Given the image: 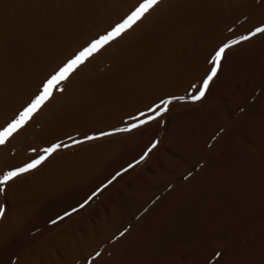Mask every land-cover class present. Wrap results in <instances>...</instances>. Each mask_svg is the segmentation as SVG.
I'll use <instances>...</instances> for the list:
<instances>
[{
    "label": "bare ground",
    "instance_id": "obj_1",
    "mask_svg": "<svg viewBox=\"0 0 264 264\" xmlns=\"http://www.w3.org/2000/svg\"><path fill=\"white\" fill-rule=\"evenodd\" d=\"M141 2L0 0V130ZM259 27L264 0H162L93 54L0 146L2 175L61 145L0 192V264H264V37L228 48L182 110ZM167 100L155 129L117 131Z\"/></svg>",
    "mask_w": 264,
    "mask_h": 264
},
{
    "label": "snow or ice",
    "instance_id": "obj_2",
    "mask_svg": "<svg viewBox=\"0 0 264 264\" xmlns=\"http://www.w3.org/2000/svg\"><path fill=\"white\" fill-rule=\"evenodd\" d=\"M162 0H142V2L131 12L121 23L117 24L107 35L102 36L97 39L90 46L86 47L80 51L73 59L69 60L63 67H61L55 74H53L43 85L40 93L34 98V100L22 111L19 113L18 118L14 119L9 123L3 130H0V146L6 144L11 137L19 130L24 128L33 116L53 97L54 93L57 91H63L62 85L70 78V76L80 68L85 62L95 53L99 52L104 46L110 42L118 39L124 33L131 30L135 25L138 24L151 10L158 6ZM258 34H264V27H259L251 33V35H246L240 39L232 40L224 46L220 47L214 57L210 60V63L213 65L209 75L206 77L202 84L201 90L197 95L193 96V101L201 100L205 92H207L209 85L213 79L217 76V73L220 69L221 60L224 57V54L228 48L233 47L234 45L240 44L243 41H248L252 37L257 36ZM161 105H157L156 108H153L151 111L157 112V109H160V112L157 115L150 117V119L141 120L139 123L131 125V127L120 128L117 131L131 132L134 129L140 128L145 124L151 122V120H156L163 112L168 111V105L172 103L171 100L162 101ZM146 115V114H141ZM115 133H103L100 137L89 136L88 140H94L103 138V136L114 135ZM82 141H75V143H81ZM61 145L56 144L51 147L42 149L43 155H40L38 158L32 160L30 163L25 164L24 166L17 168L15 170L8 171L5 174L0 175V192H3L10 184V182L19 178L20 176L27 174L36 170L41 166L46 160L49 159L55 152L60 149ZM156 145L153 144L152 148H155ZM35 151V150H33ZM151 151V148L148 150ZM145 154V158H146ZM143 159V158H142ZM141 161H138L139 163ZM83 207V205L81 206ZM4 216V208L0 206V218ZM63 219V217L61 218Z\"/></svg>",
    "mask_w": 264,
    "mask_h": 264
},
{
    "label": "rangeland",
    "instance_id": "obj_3",
    "mask_svg": "<svg viewBox=\"0 0 264 264\" xmlns=\"http://www.w3.org/2000/svg\"><path fill=\"white\" fill-rule=\"evenodd\" d=\"M55 6H57V5H55ZM262 37H264V34H259L257 37H255V39H251L250 40V42H255L256 40H258V39H260V38H262ZM221 76V75H220ZM220 76L219 77H217L216 78V81H215V83L213 84V90L214 89H216L217 87H218V83H219V80H220ZM206 100L207 99H203L202 101H201V103H200V101H197L196 102V104H193V105H191V106H187V107H184L182 110L183 111H189V109L190 110H197V109H200L203 105H205V103H206ZM200 103V104H199ZM186 108V109H185ZM180 110H177L176 112H179ZM160 123H159V119H156V120H152V122H150L148 125L150 126H148V125H143L142 127H141V129L140 128H138L137 129V131H135V133L137 132V134H141V133H145V132H148L147 130H153V129H155L158 125H159ZM150 128V129H146V128H148V127ZM152 127V128H151ZM155 127V128H154ZM144 131V132H143ZM145 154H147L146 155V158H145ZM148 153L147 152H145V153H143V155L138 159V161H141V162H139V163H136L132 168H131V170L132 171H134V173H136V171L138 172V171H143L144 169H146V168H148L149 167V165H150V163H148V161H147V159H148ZM143 158V159H142ZM137 161V162H138ZM102 195H100V196H98L96 199H94V201H92V203L90 204V206L88 207V208H85L84 210H77V211H75L74 213H72L70 216H68L69 217V219H72L73 217H76V218H80L81 216H83V215H85V213L87 214L88 212H89V208H96V207H98L99 205H100V202H101V200H102ZM96 205V206H95ZM104 209V208H103ZM83 212H84V214H83ZM99 215H100V217H98L97 218V216L95 217V219L96 220H100L101 219V216H102V213L101 212H99ZM98 215V216H99ZM67 217V218H68ZM92 223H94L93 221H92ZM7 246V245H6Z\"/></svg>",
    "mask_w": 264,
    "mask_h": 264
}]
</instances>
